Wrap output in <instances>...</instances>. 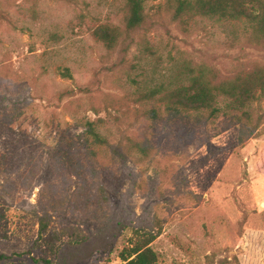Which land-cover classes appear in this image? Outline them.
<instances>
[{"label": "rangeland", "instance_id": "1", "mask_svg": "<svg viewBox=\"0 0 264 264\" xmlns=\"http://www.w3.org/2000/svg\"><path fill=\"white\" fill-rule=\"evenodd\" d=\"M126 4L0 0V264H122L140 229L161 232L157 264H264V99L179 114L166 100L247 77L264 45L245 21L146 0L147 28L109 51L94 31L123 30ZM44 215L87 242L51 255Z\"/></svg>", "mask_w": 264, "mask_h": 264}, {"label": "trees", "instance_id": "2", "mask_svg": "<svg viewBox=\"0 0 264 264\" xmlns=\"http://www.w3.org/2000/svg\"><path fill=\"white\" fill-rule=\"evenodd\" d=\"M167 3L173 10L174 20H183L185 17H204L217 20L245 21L253 28V38L259 44L264 45L263 0H167ZM126 8L127 16L123 30L119 27L101 25L94 31L98 41L104 44L109 51H113L120 45H126L132 40L134 33L147 28L149 17L146 11V0H127ZM0 18L11 21L10 16L5 11H0ZM62 75L65 78H73L69 70H66ZM258 92V98L264 99V67L256 68L245 78L225 81L219 85H213L212 82L203 78H195L189 86H181L170 92L166 100L171 110L179 114L181 112H201L207 109L215 110L219 94L234 101L240 107H245L257 99ZM74 94V91L67 90L61 96ZM4 103V101H0V104ZM87 128L88 133L98 143L110 145L96 131L93 123L88 122ZM115 152L122 155L118 147ZM39 223L37 244H42L50 251L51 255L60 253L59 242H63L66 237L71 239V244L78 245H84L88 240L77 234L76 229L50 230L47 215L40 217ZM135 235L138 237L137 241H133L131 247L125 248L120 255L122 264H157L159 257L153 250L152 244L161 236V232L155 229H140L135 231ZM0 258L7 259L5 256ZM37 262L52 264V260L49 259H39Z\"/></svg>", "mask_w": 264, "mask_h": 264}]
</instances>
